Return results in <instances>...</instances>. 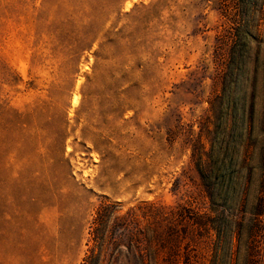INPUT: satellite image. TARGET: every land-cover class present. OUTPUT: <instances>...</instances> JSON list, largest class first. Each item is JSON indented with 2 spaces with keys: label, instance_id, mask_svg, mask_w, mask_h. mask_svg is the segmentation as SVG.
Masks as SVG:
<instances>
[{
  "label": "rangeland",
  "instance_id": "obj_1",
  "mask_svg": "<svg viewBox=\"0 0 264 264\" xmlns=\"http://www.w3.org/2000/svg\"><path fill=\"white\" fill-rule=\"evenodd\" d=\"M215 216L264 264V0H0V264H213Z\"/></svg>",
  "mask_w": 264,
  "mask_h": 264
},
{
  "label": "trees",
  "instance_id": "obj_2",
  "mask_svg": "<svg viewBox=\"0 0 264 264\" xmlns=\"http://www.w3.org/2000/svg\"><path fill=\"white\" fill-rule=\"evenodd\" d=\"M213 151V148H212ZM209 173L204 174L200 172V176L202 181L204 182L205 187L209 190V196L211 198L212 205L220 204L219 207H223L221 215L226 212V208L224 207L231 197L232 193V185H233V175L227 173L228 163L226 159H213L210 155V164H209ZM212 181V183H211ZM218 207V208H219ZM212 224H214L213 229L217 233V240L214 249L213 255V264H221L222 263V248L220 246L223 236L225 234L226 227L228 224H233V226L237 225L241 227V222L233 221V219H225L223 217H214L212 220ZM241 232L237 234V247L233 252V259L230 260L229 264H251V261L255 259L254 247H253V239L250 237L247 238L244 245V250L241 253L243 244L241 242Z\"/></svg>",
  "mask_w": 264,
  "mask_h": 264
},
{
  "label": "bare ground",
  "instance_id": "obj_3",
  "mask_svg": "<svg viewBox=\"0 0 264 264\" xmlns=\"http://www.w3.org/2000/svg\"><path fill=\"white\" fill-rule=\"evenodd\" d=\"M76 100H77V98H76V97H74V102H73V103H75V102H76Z\"/></svg>",
  "mask_w": 264,
  "mask_h": 264
}]
</instances>
